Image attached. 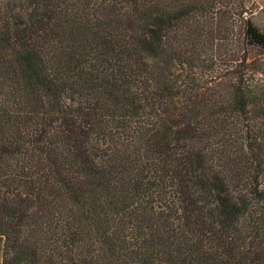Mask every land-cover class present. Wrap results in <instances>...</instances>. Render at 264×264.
I'll list each match as a JSON object with an SVG mask.
<instances>
[{
	"label": "trees",
	"instance_id": "obj_1",
	"mask_svg": "<svg viewBox=\"0 0 264 264\" xmlns=\"http://www.w3.org/2000/svg\"><path fill=\"white\" fill-rule=\"evenodd\" d=\"M0 244V264H264L243 0H0Z\"/></svg>",
	"mask_w": 264,
	"mask_h": 264
},
{
	"label": "rangeland",
	"instance_id": "obj_2",
	"mask_svg": "<svg viewBox=\"0 0 264 264\" xmlns=\"http://www.w3.org/2000/svg\"><path fill=\"white\" fill-rule=\"evenodd\" d=\"M247 14L252 22L262 31H264V0H243ZM2 260V247L0 244V263Z\"/></svg>",
	"mask_w": 264,
	"mask_h": 264
}]
</instances>
